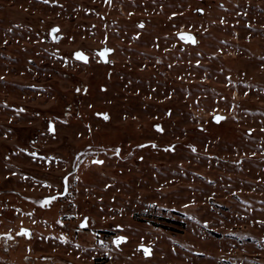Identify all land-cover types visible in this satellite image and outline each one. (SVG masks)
I'll return each mask as SVG.
<instances>
[{"label":"rangeland","instance_id":"obj_1","mask_svg":"<svg viewBox=\"0 0 264 264\" xmlns=\"http://www.w3.org/2000/svg\"><path fill=\"white\" fill-rule=\"evenodd\" d=\"M0 264H264V0H0Z\"/></svg>","mask_w":264,"mask_h":264},{"label":"snow or ice","instance_id":"obj_2","mask_svg":"<svg viewBox=\"0 0 264 264\" xmlns=\"http://www.w3.org/2000/svg\"><path fill=\"white\" fill-rule=\"evenodd\" d=\"M199 11H203V10L200 9ZM142 26H143V25H141V27H142ZM53 32H59V28L53 29ZM179 36H180V38H181L182 40H184V41L191 42V43H193V44L197 43L195 36L191 35L190 33L181 32V33H179ZM53 38L55 39V36H54ZM111 51H113V50H112V49H109V48H105L103 51L99 52L98 55H99L101 58H103V59L105 60V62H107V53H109V52H111ZM74 56H75V58H76L77 60H79V61H83V62H85V63H87L88 60H89V57H88V56L85 54V52H83V51H79V50L76 51V52L74 53ZM77 91H79V89H77ZM97 115H101V116H103V119H104V120H108V119H110L108 113H98ZM214 119H215L217 122H220L221 120L225 119V117H223V116H219V115H216V116L214 117ZM156 128H157L158 130H160L161 132L163 131V128H162L160 125H156ZM52 130L55 131L54 127H53ZM153 147H155V145H153ZM193 151H195V148H193ZM33 155H35V154L33 153ZM96 163H97V164H103L104 161H102V160H97ZM54 199H55V197H48L47 199H45V200L43 201V203H44L45 205H49L50 202H51L52 200H54ZM86 226H87V218H85V220L82 221V223H81V227H86ZM117 227H119V225H118ZM20 234L25 235V236H30V232H29V230L26 229V228H22ZM6 235H7V234H6ZM127 239H128L127 236H117L115 242H116L117 245H119L121 242H126ZM139 249H142L144 255H146V256H149V255H151V253H152V249H151V247H150V246H145L143 243H141V244L139 245Z\"/></svg>","mask_w":264,"mask_h":264},{"label":"water","instance_id":"obj_3","mask_svg":"<svg viewBox=\"0 0 264 264\" xmlns=\"http://www.w3.org/2000/svg\"><path fill=\"white\" fill-rule=\"evenodd\" d=\"M57 28V27H56ZM56 28H54V29H56ZM55 33L56 32H53V30H52V37H54L55 36ZM186 33V32H185ZM54 39V38H53ZM60 39V37H58L57 39H55V40H59ZM102 60H104L103 58H102ZM105 61V60H104Z\"/></svg>","mask_w":264,"mask_h":264},{"label":"flooded vegetation","instance_id":"obj_4","mask_svg":"<svg viewBox=\"0 0 264 264\" xmlns=\"http://www.w3.org/2000/svg\"><path fill=\"white\" fill-rule=\"evenodd\" d=\"M187 33V32H186ZM178 37L180 38V36H179V33H178ZM181 39V38H180ZM182 40V39H181ZM182 41H184V40H182ZM184 42H187V41H184ZM187 43H189V42H187ZM24 228V227H23Z\"/></svg>","mask_w":264,"mask_h":264}]
</instances>
